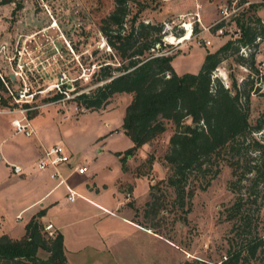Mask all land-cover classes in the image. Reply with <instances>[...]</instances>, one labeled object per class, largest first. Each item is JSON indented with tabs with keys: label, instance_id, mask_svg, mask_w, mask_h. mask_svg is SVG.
<instances>
[{
	"label": "rangeland",
	"instance_id": "rangeland-1",
	"mask_svg": "<svg viewBox=\"0 0 264 264\" xmlns=\"http://www.w3.org/2000/svg\"><path fill=\"white\" fill-rule=\"evenodd\" d=\"M231 2L237 6L234 16L228 15ZM257 4L248 7L241 0H132L128 3L130 14L136 13L138 20L160 22L165 26L160 51L174 57L171 65L179 74L195 73L203 59L201 52H214L227 40L233 42L219 54L221 60L212 70L211 78H216L231 93L233 86L248 93L245 106L251 129L236 139L241 150L236 175L232 176L233 166L228 163L235 160L236 155L229 150L222 151L218 157L205 162L202 166L205 173H190L179 193L169 183L171 169L163 159L174 131L170 120L163 119V132L139 146L121 163V155L114 152L131 146L120 128L129 95L114 94L96 111L80 109L70 100L92 86L90 79L97 72L98 64L104 60L117 64L116 58L105 59L110 51L98 32L99 20L111 10L112 0H0V79H9L4 83L6 91L0 89V96L7 98L11 93L15 96L8 99L7 106H0V140L5 139L4 152L29 161L37 143L61 145L70 158L84 165L92 162L95 175L81 188H87L92 182L94 188L106 196L112 195L118 202L120 214L147 233L107 218L98 223L102 225L101 231L117 230L121 239L129 237L125 240L138 247L141 262L146 255L144 262L148 263L151 259L161 264L220 261L224 264L229 255L240 250L237 264H264V249L258 247L253 257H247L245 250L248 241L264 235V187L261 184L255 187L257 196L251 203L246 199L251 176L236 181L244 160L256 155L252 142L264 143V34H258L249 45L235 41L240 37L241 25L249 24L257 32L259 24L264 26V1ZM186 23L191 27L190 38L178 42L177 37L187 32L186 26L183 27ZM217 27L222 28L219 36L213 34ZM171 36L176 40H168ZM204 39L210 40V44L204 45ZM65 82L68 85L63 96L50 101ZM72 90L76 93L72 94ZM240 100L244 102L245 98L240 95ZM12 102L16 105L10 107ZM30 110L37 112L32 122V118L26 116ZM6 116L10 121L24 116L33 134L26 137L14 133L5 122ZM257 120L262 127L252 129ZM256 158L250 159V164L258 162ZM3 166L2 163L0 223L6 226L9 208H20L29 198L18 195L9 199L3 194ZM33 168L38 171L34 165ZM238 196L243 204L242 212L250 215L246 228L239 215L230 216V206ZM23 216L14 224L21 223ZM64 222L63 218L61 223ZM63 224L61 230L66 235L72 232L69 225ZM119 244L124 251L120 254L127 261L133 248L128 249L127 243ZM92 252L82 249L74 257V263L90 264ZM67 255L69 260L73 259L71 253ZM37 256L45 259L47 253L39 250ZM106 261L111 262V259Z\"/></svg>",
	"mask_w": 264,
	"mask_h": 264
},
{
	"label": "trees",
	"instance_id": "trees-1",
	"mask_svg": "<svg viewBox=\"0 0 264 264\" xmlns=\"http://www.w3.org/2000/svg\"><path fill=\"white\" fill-rule=\"evenodd\" d=\"M131 1L112 0L111 10L98 24V32L110 51L105 59L116 58L117 64L112 65L108 60L98 64L97 72L90 79L92 86L79 93L72 90L71 93L76 94L70 100L80 109L96 111L102 109L114 94L129 95L120 128L131 141V146L122 152H114L117 156L121 155V163L139 146L163 132V119L170 120L174 131L168 139L163 159L171 169L169 183L179 193H182L184 182L190 173H205L202 168L205 162L218 157L222 151L229 150L236 155L235 160L228 161L233 166L232 176L236 175V164L241 151L236 145V139L251 129L245 106L248 93L241 92L236 86H233L234 92L231 93L220 81L211 78L212 70L221 60L219 54L229 49L233 42L227 40L214 52H206L195 73L178 74L171 65L173 56L160 51L165 26L160 22L138 20L136 13L130 14L128 3ZM257 5L250 3L248 7ZM141 9L142 6L138 11ZM240 30V37L235 40L240 45L252 44L258 34H264V26L260 24L258 32L249 24L241 25ZM237 47L238 45L234 47L235 51ZM76 81L77 79L73 80V84ZM7 82V77L0 79L1 90L6 91L4 83ZM67 85L66 82L61 83L59 92L49 100L61 98ZM240 95L245 98L244 102H241ZM12 97H15L12 93L7 98L0 96V106H7L8 99ZM15 105L12 102L9 106ZM36 113L35 110H30L26 116L31 119ZM261 127L262 123L257 120L252 129L259 130ZM252 146L256 155L250 159L257 157L258 162L250 164V159L244 160L236 178L239 182L244 177L251 176L246 195L251 203L257 196L255 187L258 184L264 187V143L253 141ZM230 188L234 190L232 185ZM242 205L238 196L230 206V216L239 215V219L243 221L241 224L246 228L250 215L249 212H242ZM43 213V210H39L29 217L24 225V233L19 238L0 235V264H67L62 235L53 230L52 235L48 236L39 220ZM245 245L247 257H253L258 247L264 249L260 236ZM39 250L47 253L45 259L37 256ZM239 257L240 250H236L224 264H237Z\"/></svg>",
	"mask_w": 264,
	"mask_h": 264
},
{
	"label": "crops",
	"instance_id": "crops-1",
	"mask_svg": "<svg viewBox=\"0 0 264 264\" xmlns=\"http://www.w3.org/2000/svg\"><path fill=\"white\" fill-rule=\"evenodd\" d=\"M263 1L264 0H244L247 5ZM201 54L203 58L205 51L201 52ZM173 59L171 60V64L173 63ZM1 114L2 113H0V115ZM10 119L6 116L5 122H7V126L11 128ZM33 119L34 118L31 119V122ZM4 142V138L0 140V161L4 164V172L1 174L3 178L2 192L9 199L13 198V196L17 197L21 195L22 197L27 196L29 201L20 208H9L7 211V225L3 226L2 223H0V235L5 234L10 238H19L24 233V225L29 217L37 211L43 210L44 213L39 220L43 225L50 223L53 230L61 233L63 252L68 264H75L74 257L85 248L93 251L91 253V260L93 261L90 264H112L111 262H115L114 264H161L160 262H153L151 259H149V263L144 262V260H147L146 255L144 260H142L143 262H141L139 259L141 257V252L138 247H133L134 244L131 241L125 240L129 237L121 239V235L117 233V230L108 229V232L105 233L101 231L102 225L98 223L107 218L109 221L116 219L119 223H124L133 229L135 228L147 233L146 229H142L128 217L122 213L120 214L118 202L114 200L112 195H109L110 197H108V195L106 196L105 193L94 188L92 182L87 188H81L84 184L87 185V182H90L95 175V172H93L94 168H91L92 162L84 165L78 160L70 158L69 166L84 165L86 167V172L83 174H76L70 171L67 165H62L60 167L66 184L79 194L73 201H68L65 197L63 185L55 186V180L49 178L47 171H36L33 168L34 162L41 150L43 148L47 149L50 144L42 145L37 143L38 146H34L33 148V156L29 161H26L23 158H18V156H11L9 152H4L2 146ZM2 163H0V165H2ZM11 164L18 165L21 168V173H12L9 168ZM22 170L24 173H22ZM117 170L118 168L116 167V171ZM21 216L24 218L23 221L19 224H14L17 223L16 219H19ZM0 218H2L1 211ZM63 218L65 219L64 224L69 225L72 229V232L67 235L61 230L63 224L61 221ZM120 242L124 244L127 243L128 249L133 248L129 251L127 261L120 254L122 250V245L119 244ZM134 248L137 250V254L134 253ZM122 252L124 251L122 250ZM67 253H71L73 259L70 258V260L74 261L71 262L69 260V255H67ZM99 257H104V259ZM108 259H111V262L106 263Z\"/></svg>",
	"mask_w": 264,
	"mask_h": 264
},
{
	"label": "built area",
	"instance_id": "built-area-1",
	"mask_svg": "<svg viewBox=\"0 0 264 264\" xmlns=\"http://www.w3.org/2000/svg\"><path fill=\"white\" fill-rule=\"evenodd\" d=\"M232 5L228 10V15L234 16L236 15L235 12L237 10V6L234 4L235 2H231ZM247 4V3H246ZM235 5V6H234ZM223 13L225 15L226 8H224ZM196 15V20L198 21V16ZM227 15V14H226ZM215 25V24H213ZM184 27V26H183ZM191 28V27H189ZM208 30V28H206ZM185 30V29H184ZM191 32V29H190ZM222 33V28L217 27L213 30V34L215 36H219ZM204 45H209L210 40L204 39L202 40ZM64 77V76H63ZM10 125L13 129L14 133H21L26 137H29L33 134V129L30 126L28 120L23 116L19 119H12L10 121ZM70 156L66 152V150L61 145H52L49 148H43L39 153L38 157L34 162V166L38 171H47L49 178L55 180V186L63 185L65 189V197L68 201H73L75 197H77V193L68 185L66 184V180L60 171V167L62 165L69 166L70 163ZM10 170L14 174L21 173V168L18 165H10ZM70 171L76 174H83L86 172V167L84 165H71L69 166ZM18 217V216H17ZM43 229L47 232L48 236L52 235V225L50 223L45 224ZM261 243L264 246V235H260ZM210 264H222V261Z\"/></svg>",
	"mask_w": 264,
	"mask_h": 264
},
{
	"label": "bare ground",
	"instance_id": "bare-ground-1",
	"mask_svg": "<svg viewBox=\"0 0 264 264\" xmlns=\"http://www.w3.org/2000/svg\"><path fill=\"white\" fill-rule=\"evenodd\" d=\"M198 7H199V6H198ZM184 25L186 26V31H187V32H186L185 34H183L180 38L177 39L178 42H180V41H184V40H187V39L190 38V29H189L190 26H189V24H187V23H186V24H183V26H184ZM185 26H184V27H185ZM168 40H170V41H175L176 38H174V37L171 36L170 38H168ZM75 192H76V191H75ZM78 195H79V194L77 193V196H78ZM75 198H76V197H75ZM52 230H53V229H52Z\"/></svg>",
	"mask_w": 264,
	"mask_h": 264
}]
</instances>
